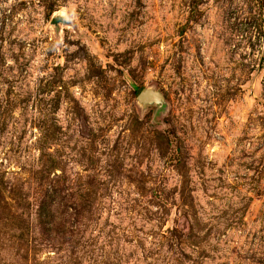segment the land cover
I'll list each match as a JSON object with an SVG mask.
<instances>
[{"label":"rangeland","instance_id":"1","mask_svg":"<svg viewBox=\"0 0 264 264\" xmlns=\"http://www.w3.org/2000/svg\"><path fill=\"white\" fill-rule=\"evenodd\" d=\"M0 264H264V0H0Z\"/></svg>","mask_w":264,"mask_h":264},{"label":"water","instance_id":"2","mask_svg":"<svg viewBox=\"0 0 264 264\" xmlns=\"http://www.w3.org/2000/svg\"><path fill=\"white\" fill-rule=\"evenodd\" d=\"M153 97H156V95L155 94H152V93H150V94H144L143 95V99H151V98H153Z\"/></svg>","mask_w":264,"mask_h":264}]
</instances>
